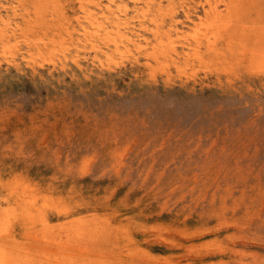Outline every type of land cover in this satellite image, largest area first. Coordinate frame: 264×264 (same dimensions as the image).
Masks as SVG:
<instances>
[{
  "label": "rangeland",
  "instance_id": "obj_1",
  "mask_svg": "<svg viewBox=\"0 0 264 264\" xmlns=\"http://www.w3.org/2000/svg\"><path fill=\"white\" fill-rule=\"evenodd\" d=\"M252 4L264 18V0ZM37 70L44 82L18 75L0 90V211L11 206L5 233L17 254L46 264H264V169H192L187 160L190 169H173L172 141L187 127L156 115L147 95L78 91L71 65ZM43 191L70 199L62 212H41L49 239L29 234L44 223L21 208ZM81 230L99 236L85 252Z\"/></svg>",
  "mask_w": 264,
  "mask_h": 264
},
{
  "label": "bare ground",
  "instance_id": "obj_2",
  "mask_svg": "<svg viewBox=\"0 0 264 264\" xmlns=\"http://www.w3.org/2000/svg\"><path fill=\"white\" fill-rule=\"evenodd\" d=\"M66 1L0 0L1 91L18 75L17 81L44 82L37 69L52 73L71 65L76 90L102 88L124 97L134 86L133 94L147 95L156 115L186 125L172 141L173 169H190L185 160L192 169H264V18L252 15L260 6H253L256 0ZM118 82L123 88L115 92ZM168 168L162 163L158 169ZM23 189L33 192L28 184ZM38 195L27 196L21 208L40 213L44 223L29 234L49 239L54 230L41 212H62L70 199ZM11 215L10 205L0 211V264H46L17 254L9 243ZM93 232H78L87 236L77 252L95 246L99 236ZM120 242L118 237L112 245Z\"/></svg>",
  "mask_w": 264,
  "mask_h": 264
}]
</instances>
